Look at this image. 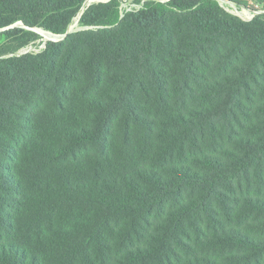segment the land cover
<instances>
[{"label": "trees", "instance_id": "1", "mask_svg": "<svg viewBox=\"0 0 264 264\" xmlns=\"http://www.w3.org/2000/svg\"><path fill=\"white\" fill-rule=\"evenodd\" d=\"M85 2L0 0V264H264V14Z\"/></svg>", "mask_w": 264, "mask_h": 264}, {"label": "rangeland", "instance_id": "2", "mask_svg": "<svg viewBox=\"0 0 264 264\" xmlns=\"http://www.w3.org/2000/svg\"><path fill=\"white\" fill-rule=\"evenodd\" d=\"M111 0H86L83 4L81 12L72 20L69 25L67 34L84 32L90 30L102 29V27H87L80 23L82 14L91 6L101 3H109ZM120 19L125 18L128 14L136 12L134 4L141 3L142 0H118ZM170 0H146L143 5L149 2H160L166 4ZM221 8H223L228 14L239 18L244 22H251L257 16L264 14V7L256 0H218ZM15 27H23L21 24H17ZM48 33V34H47ZM38 34V33H37ZM48 35V37H46ZM66 35H57L50 32L38 35L35 41H31L28 44H22V40L18 38L6 40L2 38L0 47V54L5 53L4 57L23 56V55H38L46 50L48 42H61L65 40ZM3 57V56H2Z\"/></svg>", "mask_w": 264, "mask_h": 264}, {"label": "built area", "instance_id": "3", "mask_svg": "<svg viewBox=\"0 0 264 264\" xmlns=\"http://www.w3.org/2000/svg\"><path fill=\"white\" fill-rule=\"evenodd\" d=\"M145 1H146V0H142L141 3H137V4H134V5H133V7H136V8H137L136 11H139V10L143 9V7H144L143 4H145V3H144Z\"/></svg>", "mask_w": 264, "mask_h": 264}, {"label": "water", "instance_id": "4", "mask_svg": "<svg viewBox=\"0 0 264 264\" xmlns=\"http://www.w3.org/2000/svg\"><path fill=\"white\" fill-rule=\"evenodd\" d=\"M13 27H14V26H13ZM13 27H10V28H13ZM10 28H8V29H10ZM32 31H34V32H36V33H38V34H40V35H41L42 32H45V31L40 30V29H34V30H32Z\"/></svg>", "mask_w": 264, "mask_h": 264}, {"label": "bare ground", "instance_id": "5", "mask_svg": "<svg viewBox=\"0 0 264 264\" xmlns=\"http://www.w3.org/2000/svg\"><path fill=\"white\" fill-rule=\"evenodd\" d=\"M42 34H45V32H42ZM48 34V33H47ZM46 37H48V35L46 36ZM49 38V37H48Z\"/></svg>", "mask_w": 264, "mask_h": 264}]
</instances>
